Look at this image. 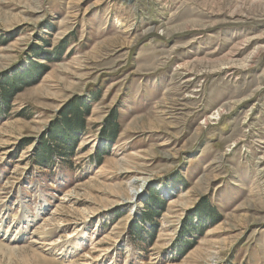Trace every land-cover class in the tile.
Segmentation results:
<instances>
[{
    "label": "rangeland",
    "instance_id": "1",
    "mask_svg": "<svg viewBox=\"0 0 264 264\" xmlns=\"http://www.w3.org/2000/svg\"><path fill=\"white\" fill-rule=\"evenodd\" d=\"M0 264H264V0H0Z\"/></svg>",
    "mask_w": 264,
    "mask_h": 264
},
{
    "label": "trees",
    "instance_id": "2",
    "mask_svg": "<svg viewBox=\"0 0 264 264\" xmlns=\"http://www.w3.org/2000/svg\"><path fill=\"white\" fill-rule=\"evenodd\" d=\"M85 110H88V108L85 107ZM71 114L74 115L75 123L72 124L74 120H69L66 115L64 117L65 118L64 124H62L61 128H59V131L56 130L55 132H52L50 139L53 140L54 144H56L54 148H52V145H49L50 141H45V142L42 141L40 148L38 150L41 151L40 155L42 154V158H44L45 160H48L50 153L54 152L53 150L62 153L64 156L67 154L72 155V153L74 152V147L76 146V143L74 142V140L72 141V145H69L70 139L73 138L72 137L73 131L71 130L75 131V129L77 128L82 129L84 122L82 119V115L78 113L77 110H74ZM65 128H67L68 130ZM109 130H110L109 134L111 138H114L117 135L118 126L113 125ZM155 203L157 204V201L153 202V204ZM160 206H161V203L158 207ZM163 206L164 204L162 203L161 207ZM155 213H158V212H155Z\"/></svg>",
    "mask_w": 264,
    "mask_h": 264
},
{
    "label": "bare ground",
    "instance_id": "3",
    "mask_svg": "<svg viewBox=\"0 0 264 264\" xmlns=\"http://www.w3.org/2000/svg\"><path fill=\"white\" fill-rule=\"evenodd\" d=\"M226 154V153H225ZM51 220V219H50ZM51 233H52V230H46L44 233H41L40 235H38L37 236V240H35L33 243L35 244V245H39L40 244V241L41 240H45L46 239V237L48 236V235H51ZM52 236V235H51ZM50 237V236H49ZM47 240V239H46ZM45 245H47V246H49V245H51V244H45ZM46 250H49V248L48 249H46Z\"/></svg>",
    "mask_w": 264,
    "mask_h": 264
}]
</instances>
